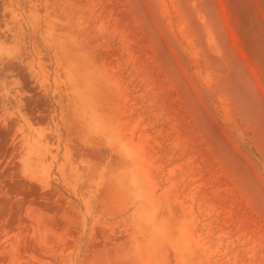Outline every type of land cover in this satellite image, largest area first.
<instances>
[{"label": "rangeland", "instance_id": "1", "mask_svg": "<svg viewBox=\"0 0 264 264\" xmlns=\"http://www.w3.org/2000/svg\"><path fill=\"white\" fill-rule=\"evenodd\" d=\"M0 264H264V0H0Z\"/></svg>", "mask_w": 264, "mask_h": 264}]
</instances>
